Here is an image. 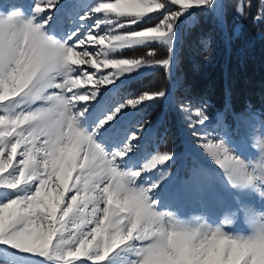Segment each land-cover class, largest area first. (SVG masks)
<instances>
[{
    "label": "snow or ice",
    "instance_id": "obj_1",
    "mask_svg": "<svg viewBox=\"0 0 264 264\" xmlns=\"http://www.w3.org/2000/svg\"><path fill=\"white\" fill-rule=\"evenodd\" d=\"M168 4L178 7L156 19ZM215 4L79 0L71 27L60 31L55 23L64 0L5 5L0 264H264V206L255 203L264 200V141L260 158L248 161L238 146L197 132L207 119L201 111L188 121L222 174L194 170L185 188L196 198L209 183L222 185L219 223L203 199V215L187 217L164 197L173 153L134 160L145 128L129 118L166 92L125 94L130 73L153 63L126 58L125 50L165 40L185 13ZM260 5L264 10V0ZM245 7L238 0L237 12L243 8L244 15ZM156 63L170 66L167 59ZM238 224L246 230H228Z\"/></svg>",
    "mask_w": 264,
    "mask_h": 264
},
{
    "label": "trees",
    "instance_id": "obj_2",
    "mask_svg": "<svg viewBox=\"0 0 264 264\" xmlns=\"http://www.w3.org/2000/svg\"><path fill=\"white\" fill-rule=\"evenodd\" d=\"M237 3L223 0L221 18L214 8L196 9L188 17L190 24L179 18L172 52L159 42L125 50L126 58L153 62L128 81L125 94L136 97L144 92H166L160 100L145 102L150 106L131 117L132 123L151 127L159 145L166 143L162 151L181 147L179 125L187 106L200 109L210 119L222 113L226 121L239 115L264 121V10L260 0H244L246 7L240 18ZM174 7L178 6L168 4L155 18L174 12ZM148 51L154 55L148 56ZM163 59L170 61V66L156 63Z\"/></svg>",
    "mask_w": 264,
    "mask_h": 264
},
{
    "label": "rangeland",
    "instance_id": "obj_3",
    "mask_svg": "<svg viewBox=\"0 0 264 264\" xmlns=\"http://www.w3.org/2000/svg\"><path fill=\"white\" fill-rule=\"evenodd\" d=\"M30 2L31 0H0V13L4 12L5 5H11L13 3L27 5ZM78 2L79 0H64L65 8L61 11L60 16L55 23L57 31L66 30L71 27L74 5ZM243 2L244 0H241L242 4ZM221 6H223V0H216V4L212 7L218 9V11H216L219 18L222 16L223 7L221 8ZM220 9L221 11H219ZM195 10L196 9H191L189 12L185 13L180 17V21L183 19L189 23L188 17L193 16ZM51 11H55V9H51ZM237 15L238 17L243 18V8L240 13H237ZM175 41L176 35L173 32L172 35L163 41H159V43L169 48L172 52V50H175L176 48ZM147 69L148 68L142 66L132 71L128 76V81L141 75ZM197 110L199 109L195 110V108H188L187 113L183 115L184 120L182 122L186 126L190 135L186 133L181 142V147L178 150L169 151L174 154L175 159L170 162L172 167L169 169V173L172 179L168 184L164 197L174 201L179 206L181 215L187 217L203 215L200 205V200L203 199L207 203L210 217L216 223H219L223 219V216L219 214L217 201L218 198L225 195L222 185L218 181H213L208 184L204 193L202 195L198 194L196 198H193L185 188V186L192 180L194 170L203 168L213 174V176L222 174L221 170L211 161L210 157L199 148L198 141L192 135L188 127L189 120L195 122L196 117L194 113ZM221 115L222 113L218 114L214 121H211L213 119L204 115L207 118L206 123L204 126L197 127V132L200 134H206L209 137L223 138L229 142L230 146H238L239 154L248 161L258 160L261 155L260 142L264 141V121L260 122L257 118L247 115H239L235 117L234 120L226 121L223 118V115ZM129 119L131 121V117ZM133 123L137 122L135 121ZM149 130L150 129L144 132L140 149L138 150L136 157H134V160L137 162L141 161L149 153H155L156 151L163 152L160 148L166 145V143L159 145V142L152 133L147 134ZM255 203L258 208L264 206V200L260 197L255 198ZM246 227V225L238 224L234 229L228 230L244 231L246 230ZM31 259L35 260L38 258Z\"/></svg>",
    "mask_w": 264,
    "mask_h": 264
}]
</instances>
